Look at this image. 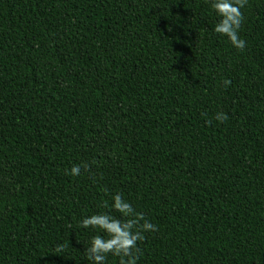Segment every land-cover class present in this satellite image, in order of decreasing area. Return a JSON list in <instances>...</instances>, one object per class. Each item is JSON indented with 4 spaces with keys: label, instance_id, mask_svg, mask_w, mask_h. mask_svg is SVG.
<instances>
[{
    "label": "trees",
    "instance_id": "1",
    "mask_svg": "<svg viewBox=\"0 0 264 264\" xmlns=\"http://www.w3.org/2000/svg\"><path fill=\"white\" fill-rule=\"evenodd\" d=\"M241 11L243 51L211 0H0V264H92L118 193L157 228L137 264H264V0Z\"/></svg>",
    "mask_w": 264,
    "mask_h": 264
},
{
    "label": "clouds",
    "instance_id": "2",
    "mask_svg": "<svg viewBox=\"0 0 264 264\" xmlns=\"http://www.w3.org/2000/svg\"><path fill=\"white\" fill-rule=\"evenodd\" d=\"M247 3L248 0H211V8L220 17L214 28L215 33L227 37L232 46L240 51H243L246 45V42L240 39L238 31L244 19L241 9ZM223 83L227 87L230 81L225 80ZM215 119L223 122L228 116L218 113ZM206 123L211 124V120ZM81 168L87 171L89 165L73 166L70 174L80 175ZM112 200V209L123 219L101 213L85 217L81 222L82 228L99 229L107 236V238L100 235L93 237L87 249V258L92 264H105L107 255L112 254L120 258L119 264H137L140 253L138 242L145 239L144 233L156 231L157 228L145 219L142 213H137L121 194H116ZM103 206L109 207L108 201H104ZM64 247L59 245L56 251L62 252Z\"/></svg>",
    "mask_w": 264,
    "mask_h": 264
}]
</instances>
